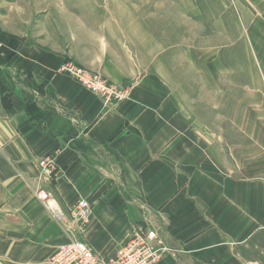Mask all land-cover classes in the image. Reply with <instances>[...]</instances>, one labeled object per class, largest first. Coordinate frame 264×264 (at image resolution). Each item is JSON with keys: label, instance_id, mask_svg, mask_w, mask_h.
Returning <instances> with one entry per match:
<instances>
[{"label": "crops", "instance_id": "obj_1", "mask_svg": "<svg viewBox=\"0 0 264 264\" xmlns=\"http://www.w3.org/2000/svg\"><path fill=\"white\" fill-rule=\"evenodd\" d=\"M0 17V264H49L70 234L108 259L132 225L155 230V264H264V16L221 48V72L208 58L174 69L143 28L124 27L119 50ZM69 62L124 97L105 103L60 72ZM37 190L64 213L87 202L83 231L53 221Z\"/></svg>", "mask_w": 264, "mask_h": 264}, {"label": "rangeland", "instance_id": "obj_2", "mask_svg": "<svg viewBox=\"0 0 264 264\" xmlns=\"http://www.w3.org/2000/svg\"><path fill=\"white\" fill-rule=\"evenodd\" d=\"M261 6L264 0H0V16L13 25L28 23L35 31L48 26L66 30L68 39L79 32L87 39L96 33L106 46L117 49L125 39L124 27L133 39L143 28L146 38L159 41L156 51L176 54L174 69L205 70L208 58V65L221 72V48L228 52L235 39L249 38V23L264 16ZM123 49L134 56L138 48L132 44L129 51ZM228 66L232 69L233 64Z\"/></svg>", "mask_w": 264, "mask_h": 264}, {"label": "built area", "instance_id": "obj_3", "mask_svg": "<svg viewBox=\"0 0 264 264\" xmlns=\"http://www.w3.org/2000/svg\"><path fill=\"white\" fill-rule=\"evenodd\" d=\"M60 72L84 86L105 103L120 100L125 95L100 75L78 67L71 62L63 65ZM40 172L48 181L57 178L53 160H42ZM47 195L44 190L35 191V197L45 205L50 218L58 224L67 226V230L71 232L74 230L83 231L89 210L88 203L79 200L64 213L50 197L47 198ZM70 235L68 241L55 250L50 264H155L165 252V249L158 244V236L155 230L141 225L131 226L128 242L113 257L108 259L95 253L78 237L74 238L72 234Z\"/></svg>", "mask_w": 264, "mask_h": 264}]
</instances>
